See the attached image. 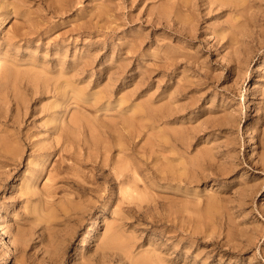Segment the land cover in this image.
Here are the masks:
<instances>
[{
	"label": "rangeland",
	"instance_id": "374dc122",
	"mask_svg": "<svg viewBox=\"0 0 264 264\" xmlns=\"http://www.w3.org/2000/svg\"><path fill=\"white\" fill-rule=\"evenodd\" d=\"M0 18V264H264V0H0ZM72 115L90 155L80 127L42 162Z\"/></svg>",
	"mask_w": 264,
	"mask_h": 264
},
{
	"label": "bare ground",
	"instance_id": "6f19581e",
	"mask_svg": "<svg viewBox=\"0 0 264 264\" xmlns=\"http://www.w3.org/2000/svg\"><path fill=\"white\" fill-rule=\"evenodd\" d=\"M58 1V0H57ZM76 1V0H75ZM224 1V0H222ZM72 2V1H71ZM77 3V2H76ZM75 4V2H74ZM204 4V2H203ZM209 4H215L216 5V1H208V5ZM218 4H219V1H218ZM164 12H161V14H163ZM2 18H0V24L2 23ZM0 58H1V55H0ZM87 65L86 62L83 63V66L81 67L80 70H78V68H75L72 67L74 69V72H78V71H82L84 69V67ZM6 67V66H5ZM3 69V68H2ZM7 69V68H6ZM9 70H5V75L6 78L9 77L8 73ZM81 73V72H80ZM82 74V73H81ZM11 75V74H10ZM30 77V76H29ZM7 80V79H6ZM34 80H36V82H40V83H43L44 82V79L42 78V76H38V75H34ZM138 107H135V108H132L131 110V115L124 119L123 122H125V126L126 128H130L132 127V124H134V122H138V114H140V110H138ZM168 113L169 114V111L168 109H164V110H161V108H158V109H155V113H156V120L157 121H161L163 117H169L168 114L167 115H164L163 113ZM81 118L78 117V116H75V115H72L68 118V120L65 122V125L64 126H61L59 128L60 130V133L58 134V136H55L53 139H52V144H50V146L47 148V151H38L37 152V155L38 157H40V160L42 162L46 161L47 158L50 156V155H56L59 156V157H63V155H65L66 157H71L73 156L72 155V152L70 151V149L73 148L74 146V143L75 141H77V136H73V134L75 132H77V130L81 127V128H84L82 129L83 131H85L87 133V139L85 140L84 139V144L86 145V154L87 156L90 155V149L92 148L91 145H93L94 143H96L98 140L97 138H95V136H99L97 133H96V129L91 126V123L90 122H86L84 123V125L82 124L83 122H81ZM116 128V127H115ZM115 128H112L113 130H116ZM132 132H135L136 130L134 128H131ZM62 131V132H61ZM79 140V139H78ZM182 144V143H181ZM96 145V144H95ZM56 164V163H55ZM104 168V167H103ZM114 173L117 175H121L122 171L121 170H117L115 169L114 170ZM58 175L57 173V170H56V166L53 167L52 171H51V174H50V178H55L56 176ZM89 186V185H88ZM79 189L85 191V190H89V188L85 185H82V184H78L77 186ZM114 234V233H113ZM0 238H1V233H0ZM111 239V238H110ZM1 240L4 242L5 245H7V241L4 240L3 238H1ZM106 245L107 247H111V241L108 240L106 241ZM103 244V243H102ZM105 245V244H104ZM103 246V245H102ZM9 260V257H7V261Z\"/></svg>",
	"mask_w": 264,
	"mask_h": 264
}]
</instances>
